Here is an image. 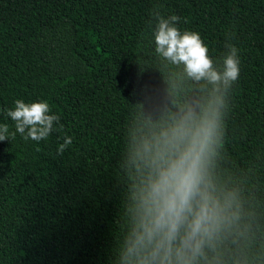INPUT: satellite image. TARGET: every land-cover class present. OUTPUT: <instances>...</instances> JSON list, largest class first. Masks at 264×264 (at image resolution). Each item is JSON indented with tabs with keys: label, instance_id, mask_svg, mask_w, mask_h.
I'll list each match as a JSON object with an SVG mask.
<instances>
[{
	"label": "trees",
	"instance_id": "16d2710c",
	"mask_svg": "<svg viewBox=\"0 0 264 264\" xmlns=\"http://www.w3.org/2000/svg\"><path fill=\"white\" fill-rule=\"evenodd\" d=\"M154 9L198 32L218 70L226 45L238 49L227 92L155 53ZM16 99L46 101L64 128L0 141V264H137V147L189 111L220 113L207 179L228 205L197 264H264V0H0L10 133Z\"/></svg>",
	"mask_w": 264,
	"mask_h": 264
},
{
	"label": "clouds",
	"instance_id": "9594fccd",
	"mask_svg": "<svg viewBox=\"0 0 264 264\" xmlns=\"http://www.w3.org/2000/svg\"><path fill=\"white\" fill-rule=\"evenodd\" d=\"M150 15L156 20L152 32L156 54L183 64L191 79L206 80L225 92L237 81L240 60L235 46L226 45L218 70L201 35L179 30V16L165 18L155 9ZM3 111L15 122V132L10 133L7 124L0 125V141L19 133L24 140L39 142L64 128L60 116L50 114L46 101L16 99L12 108ZM220 122L219 111H205L200 117L189 111L171 124L154 126L141 139L136 155L147 172L128 249L137 264H197L204 245L223 226L228 205L217 199L207 179V158ZM71 143L72 138L65 135L57 154Z\"/></svg>",
	"mask_w": 264,
	"mask_h": 264
}]
</instances>
